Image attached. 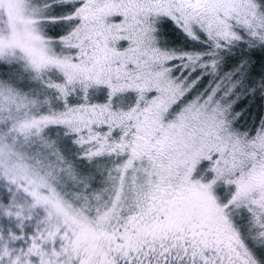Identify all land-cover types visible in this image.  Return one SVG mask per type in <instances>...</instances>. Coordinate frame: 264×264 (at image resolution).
<instances>
[{
	"label": "snow or ice",
	"instance_id": "snow-or-ice-1",
	"mask_svg": "<svg viewBox=\"0 0 264 264\" xmlns=\"http://www.w3.org/2000/svg\"><path fill=\"white\" fill-rule=\"evenodd\" d=\"M0 264H264V0H0Z\"/></svg>",
	"mask_w": 264,
	"mask_h": 264
}]
</instances>
